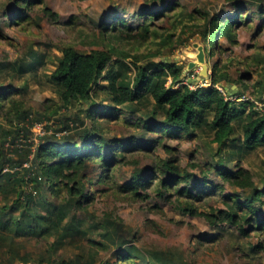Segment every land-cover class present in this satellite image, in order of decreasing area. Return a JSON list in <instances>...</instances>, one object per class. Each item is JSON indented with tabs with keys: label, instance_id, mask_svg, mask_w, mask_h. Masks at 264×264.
<instances>
[{
	"label": "trees",
	"instance_id": "16d2710c",
	"mask_svg": "<svg viewBox=\"0 0 264 264\" xmlns=\"http://www.w3.org/2000/svg\"><path fill=\"white\" fill-rule=\"evenodd\" d=\"M160 1H145L140 13L144 19L136 34L143 39L160 37L162 43L174 45L178 41L173 39L176 31L190 24L195 27V33L202 36L207 61L220 50L217 38L223 36L234 40V26L244 22L240 14L244 18L251 16L247 14L245 5L236 0H228L235 9L232 17L211 15L206 9L188 11L179 3H162L161 11L151 8ZM248 1L256 5L264 2ZM22 3L29 9L33 2H16ZM18 8L22 12L16 11L8 18L9 27L20 24L23 18H30L28 12L23 11L24 7ZM45 11L54 15L47 9ZM111 18V22L103 19L94 22L97 30L92 34L93 44H99L101 49L82 52L72 45L61 47V56L50 73L58 103H53L51 110L45 106L37 113L43 118L56 115L54 125L33 119L31 108L21 98L25 85L14 89L11 81L6 85L0 81V110L4 103H10V115L15 122V136L10 137L6 131L0 134V247L12 242L13 236H7L6 232L25 237L49 235L55 237L53 246L46 255L38 256L39 259L34 261L36 264H95L93 258L54 257L64 238L84 232V220L78 218L74 211L92 204L94 196L86 190L83 172L90 165L109 170L118 162L137 164L132 153L146 154L151 158L148 152L158 147L164 149L165 156L156 155L151 164L138 167L129 180L118 186L121 192L133 200H144L148 198V189L155 185L154 191L162 199L174 203L182 213L203 219L210 226L225 223L242 236L254 231L263 233L264 181L259 188L254 183L252 172L242 166L240 158L248 150L264 145V109L260 110L250 99H242L240 92L229 94L225 88L222 87L226 92L219 89L222 81L231 80L221 68L220 60L210 65L207 87H191L195 86L191 79H180L182 67L151 56H135L137 61L143 60L145 64L134 63L135 73L127 78L128 66L118 59L112 62L111 53L115 50L114 42L129 38V32L132 33L134 28H130L121 17ZM161 18L170 21V27L164 33L154 28V21ZM155 53L157 55L158 52ZM22 69L20 64L18 70ZM168 79L169 85L166 84ZM258 85L261 89L257 95H252L253 99L264 101V82L253 83V87ZM101 94L109 102L95 105L93 98ZM16 95L18 97L13 98ZM149 98L152 103L147 105L145 102ZM75 103H78L76 112L69 113ZM85 103L92 107H84ZM120 117H123L124 124L132 127L133 132L122 138L105 137L103 121L109 124ZM36 123L42 124V134L36 135L33 131ZM204 129L213 132L210 141L216 143L215 158L205 162L210 167L204 169L192 159L186 166H180L177 149L164 141L202 139L200 133ZM237 131L239 134L235 137ZM36 137L37 141H34ZM211 149L210 146L206 148L205 154L211 156ZM21 152H25L24 158L21 157L17 167H13L15 165L10 163L12 156ZM196 169H200L203 175L188 186ZM210 169L219 177V182L208 178L206 171ZM225 185L240 189L242 193L224 192ZM46 191L47 195L55 198L48 200ZM12 194L15 198L11 205L2 203ZM204 196L215 197L223 207L200 209L197 204ZM13 210L18 213H12ZM91 218L88 227L99 232V238L91 242L102 250L110 247L115 250V261L106 264H138L135 259L147 264H189L184 253L176 247L136 249L135 244H130L131 230L111 211ZM252 247L264 250V236ZM121 249L125 253L118 252ZM29 260H32L29 254L19 257L18 253L12 252L8 264H30L27 263Z\"/></svg>",
	"mask_w": 264,
	"mask_h": 264
},
{
	"label": "rangeland",
	"instance_id": "374dc122",
	"mask_svg": "<svg viewBox=\"0 0 264 264\" xmlns=\"http://www.w3.org/2000/svg\"><path fill=\"white\" fill-rule=\"evenodd\" d=\"M146 0H32L29 9L25 8L24 3L16 4L17 0H0V81L6 85L11 81L13 88L25 85L26 90L21 91V98L27 107L33 112L35 121H47V124L54 125L56 115H49V118L38 117L37 113L42 111L45 106L51 110L52 104L58 103L54 93V87L50 81V73L57 64V59L61 56V47L72 45L77 50L89 52L91 49H101L99 44H93L95 39L92 34L96 32L97 27L94 22L112 21V16H118L123 19L132 29L129 32V38L115 41V50L112 54V62L117 59L124 62L128 69L126 75L133 77L135 73V64H145V61L135 59L139 57H150L158 60H168L182 67L183 75L181 79H191L195 83L191 87H207L208 79L199 75L201 66L185 71L187 62L192 59L188 52L194 51L193 43L202 45V36L195 33V27L183 25L176 31L173 39H178L173 45L162 43L160 37L149 36L146 39L138 34L137 27L143 22L144 16L141 10ZM239 4L245 5L248 15L242 17L243 23L240 26H234V40H228L221 36L217 38L220 44V50L207 61V74L210 73V65L220 60L221 68L226 71L231 80H225L221 83L226 84L228 93L236 90L242 93V99H250L261 110L264 109V101L254 100L253 94L261 89L260 85L253 87V83L264 82V2L256 5L248 0H236ZM179 3L186 7L188 11L195 9H206L211 15L219 14L234 15L232 2L228 0H162L158 5H154L155 11H161L162 3ZM18 7H24L23 11L28 12L30 18H23L20 24L15 23L13 27L7 25L8 18L16 11L22 12ZM179 7V6H178ZM17 9V10H16ZM52 12L51 15L45 11ZM7 15V16H6ZM154 28L158 31L167 30L170 27V21L161 18L154 21ZM17 25L19 27L17 28ZM211 48V46H210ZM155 52H158L157 55ZM142 59V58H141ZM22 64L24 69L18 70ZM26 66L28 67L27 69ZM116 68L113 69L115 71ZM118 70L120 68L118 67ZM99 81L106 82L103 79ZM218 86L222 89V84ZM167 85L170 84L168 79ZM235 85V87H231ZM177 86H174L176 88ZM225 91V92H226ZM18 97V95L13 96ZM234 98V97H232ZM264 99V91L263 96ZM20 99V98H15ZM50 99V100H47ZM256 99V98H255ZM109 102L102 94L93 98L95 105L102 102ZM152 100L149 98L145 104L149 105ZM78 103L70 109L76 112ZM88 109L92 106L85 103ZM10 103H4L0 110V134L8 132L10 137L14 134V121L10 115ZM128 114V113H126ZM124 114V116H126ZM48 119V120H47ZM123 117L117 118L107 124L103 121L104 136L122 138L125 134L132 133V127L127 126L122 121ZM38 133V128L33 130ZM239 131L235 137H238ZM30 135V133H28ZM34 135V134H33ZM37 135V134H36ZM202 139L182 140L177 142L174 139L165 140L164 143L177 149V157L180 166H186L187 162L197 160L204 169L209 168L205 162L215 158L214 151L216 143L211 142L213 132L204 129L200 133ZM148 137H151L149 135ZM36 137L34 141H37ZM212 147L211 156L206 155L204 150ZM33 146H31L32 149ZM24 153L14 154L11 164L17 167L16 163L20 158H24ZM151 158L146 154L132 153L137 164H123L118 162L116 165L103 170L102 167L90 165L83 174L84 183L88 193H93L94 201L92 204L82 210H75L78 218L83 219L82 229L84 232L66 237L61 241L54 257L59 259H77V257L89 260L93 258L95 264L113 263L116 259L115 250L111 247L107 250L100 249L91 240L99 238V232L88 224L91 216H101L104 211H111L114 215L121 218L126 228L131 230V243L135 244L136 249H163L176 247L184 253L189 264H264V250H254L253 245L262 239L264 232L258 234L256 231L250 232L248 236H242L235 229L228 227L225 223L217 226H210L201 218L182 213L175 208L174 203L167 202L158 196L154 191L155 185L148 189V198L142 200H133V197L126 196L121 192L118 186L125 183L135 173L137 168L152 163V158L156 155L165 156L162 147L148 152ZM27 156V154H26ZM210 156V157H209ZM237 157V156H235ZM236 160V158H234ZM238 159V158H237ZM230 165L233 166L235 163ZM243 167L249 169L253 174L254 183L261 188L264 181V145H260L247 153L242 154L240 158ZM9 167V166H8ZM20 168V167H19ZM14 169V168H12ZM211 181L219 182V177L215 175L213 169L206 171ZM194 176L188 183L191 186L200 179L203 172L193 170ZM22 175V171H20ZM108 177V178H107ZM107 178V179H106ZM106 180V182H104ZM30 184H27V186ZM23 186V185H22ZM47 191H50L47 189ZM46 191V195L47 192ZM242 193L240 189H232L225 185L224 192ZM143 193V192H142ZM14 194L9 195L2 203L11 205ZM55 197L47 195L48 200ZM22 202V200L20 199ZM200 209L208 207H223L215 197L204 196L197 204ZM11 209V208H10ZM9 209V210H10ZM17 214L18 211H11ZM7 236L12 235V242L4 248L0 247V264H8V257L12 252L18 253L19 257L29 254L32 260L27 263L33 264L38 260L39 255H46L51 250L54 236H15L6 232ZM125 253L123 249L118 250ZM138 264H147L145 261L135 259ZM24 264V263H17Z\"/></svg>",
	"mask_w": 264,
	"mask_h": 264
},
{
	"label": "water",
	"instance_id": "95a60500",
	"mask_svg": "<svg viewBox=\"0 0 264 264\" xmlns=\"http://www.w3.org/2000/svg\"><path fill=\"white\" fill-rule=\"evenodd\" d=\"M194 51L188 52V55L192 58L187 62L185 71H191L192 69L201 66V70L199 72V75L205 79L209 78V74H207V59L204 53L203 46L200 43H193ZM183 75V71H182ZM181 79V78H180ZM191 81V80H190ZM222 84V83H221ZM223 88L226 87V84L221 85ZM231 87H235V85H231ZM226 89V88H225ZM229 94H235L236 90H233L231 92L228 91Z\"/></svg>",
	"mask_w": 264,
	"mask_h": 264
},
{
	"label": "built area",
	"instance_id": "2783aa9c",
	"mask_svg": "<svg viewBox=\"0 0 264 264\" xmlns=\"http://www.w3.org/2000/svg\"><path fill=\"white\" fill-rule=\"evenodd\" d=\"M36 128H38V130H39V132L38 133H36V134H42L43 133V127H42V124L41 123H36L34 126H33V130L34 129H36Z\"/></svg>",
	"mask_w": 264,
	"mask_h": 264
}]
</instances>
